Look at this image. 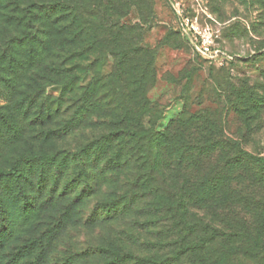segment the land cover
<instances>
[{
	"label": "trees",
	"instance_id": "1",
	"mask_svg": "<svg viewBox=\"0 0 264 264\" xmlns=\"http://www.w3.org/2000/svg\"><path fill=\"white\" fill-rule=\"evenodd\" d=\"M132 8L142 23L153 14L150 0H0L1 29L10 35L8 26L24 28L0 43V97L6 100L0 137L15 145L26 141L34 151L18 153L7 170L0 169V227L2 186L13 178L22 192L24 166L37 164L44 172L48 166L55 170L39 196L48 210L51 243L75 224L138 217L146 218V227L160 220L174 237L170 257H143L145 263L171 258V264H181L184 258L188 264H232V257H241L264 264V157L246 150L243 138L226 136L220 120L205 112L183 113L155 129L146 98L153 52L137 45L138 28L123 22ZM107 56L113 59L111 72L82 84L78 62L88 59L87 69L95 70ZM52 85L60 87L57 95L46 92ZM229 88L242 102L245 121L264 107V97L248 86ZM102 125L106 132L70 144L82 128ZM121 178L127 189L120 187ZM112 180L122 189L100 200L103 185ZM165 233H157L158 241ZM9 237L0 234V242ZM10 248L9 263L18 257L43 264L30 252ZM51 251L47 264H59L63 258ZM105 252L112 257L104 264H122L129 256ZM74 253L72 258H91L85 250Z\"/></svg>",
	"mask_w": 264,
	"mask_h": 264
},
{
	"label": "rangeland",
	"instance_id": "2",
	"mask_svg": "<svg viewBox=\"0 0 264 264\" xmlns=\"http://www.w3.org/2000/svg\"><path fill=\"white\" fill-rule=\"evenodd\" d=\"M150 2L153 14L146 23L140 21L135 8L131 9L123 22L138 28L134 32L135 43L153 52L154 77L147 84L146 98L152 105L151 122L155 129H164L183 113L205 112L210 120H220L226 136L238 141L243 138L246 150L264 157V107L259 113L251 112L253 115L245 121L246 116L239 110L242 102L230 95V88L228 89L248 86L255 95L264 97V0ZM182 18L188 20L187 26L198 27L196 38L204 35L211 39L212 48L218 51V61L204 56L197 45L184 34ZM8 27L11 29L10 35H20L24 29L17 25ZM7 34V30L0 27V43L4 35L10 37ZM95 55L86 58L91 59ZM88 64V59L78 62L82 69L79 72L82 84H88L96 78L103 80L102 77L112 70L113 59L111 56L102 59L95 70H88ZM46 92L57 95L60 87L52 85L46 88ZM5 103L6 100L0 97V106H5ZM247 125L251 126L250 129L246 128ZM103 132H106L105 125L92 129L82 128L70 137L69 142L74 146L84 144ZM8 139L0 137V169L6 170L18 153H34L30 151L31 145L26 141L15 145ZM64 145L69 147V143ZM34 150H38V145ZM33 165H25L23 168L20 176L22 192L18 191L13 178L2 186L5 225L0 227V234L7 237L10 233V237L3 243L0 242V264H28L25 259L18 257L8 262V256L13 251L11 246L23 253L30 252L34 258L40 257L43 264H47L49 247L52 248V257L63 258L59 264H104L103 259L112 257L105 252L108 249L117 250L119 254H129L122 264H152L145 263L142 258L170 257L171 243L174 241V237L168 235L171 232L166 230V225L160 220H155L158 222L156 225L146 227V218L114 217L88 227L79 223L68 227L52 243L48 241V210L46 206H41L44 204H40L39 196L45 180L55 170L48 166L44 172L39 165ZM43 173L45 175L42 177ZM120 180V187L127 189L126 181L123 178ZM113 182L112 180L103 185L100 200L112 198L113 190L118 194L122 189L117 188L116 184L112 185ZM38 190L40 191L36 194ZM157 233H165L166 239L158 241L161 238ZM80 250L91 253V258L87 260L70 256ZM231 260L232 264H249L241 257H232ZM165 264H171V258ZM181 264L188 262L183 258Z\"/></svg>",
	"mask_w": 264,
	"mask_h": 264
},
{
	"label": "built area",
	"instance_id": "3",
	"mask_svg": "<svg viewBox=\"0 0 264 264\" xmlns=\"http://www.w3.org/2000/svg\"><path fill=\"white\" fill-rule=\"evenodd\" d=\"M183 24L185 27L182 28L184 34L195 44L197 45L199 51L206 57L211 58L213 57L214 60H217L218 51L213 49L211 46V39L209 37L201 35V37L198 39L196 38V35L198 34V27L195 25L187 26V19H183ZM196 34V35H195ZM218 61V60H217Z\"/></svg>",
	"mask_w": 264,
	"mask_h": 264
}]
</instances>
